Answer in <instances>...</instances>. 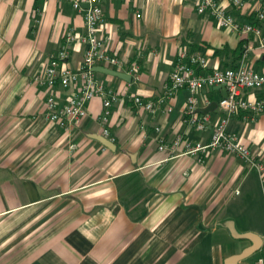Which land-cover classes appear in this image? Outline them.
<instances>
[{"label": "crops", "instance_id": "crops-1", "mask_svg": "<svg viewBox=\"0 0 264 264\" xmlns=\"http://www.w3.org/2000/svg\"><path fill=\"white\" fill-rule=\"evenodd\" d=\"M217 1L236 22L264 34V21L256 20L264 0H244L242 9ZM100 6L99 36L122 66L95 67L131 77L94 73L121 95L107 137L101 99L89 103L80 125L62 128L46 119L49 92L34 83L67 34H84L87 5L80 12L67 0H0V264H257L264 244V113H242L228 127L261 175L221 151L199 164L158 150L159 140L178 135L207 143L224 89L199 93V112L211 119L206 132L183 121L186 90L155 113L137 110L131 97H164L181 49L201 53L213 70L236 67L249 48L246 65L256 72L262 51L251 36L199 14L191 0H100ZM84 51L79 40L70 42L65 66L79 71ZM53 92L64 104L77 88Z\"/></svg>", "mask_w": 264, "mask_h": 264}, {"label": "built area", "instance_id": "built-area-1", "mask_svg": "<svg viewBox=\"0 0 264 264\" xmlns=\"http://www.w3.org/2000/svg\"><path fill=\"white\" fill-rule=\"evenodd\" d=\"M63 1V0H58ZM76 11H82V5H87L83 12L84 34H67L66 45L57 54L52 55L43 70L34 79V83L45 88L49 94L46 100V119L59 127L70 125L78 126L87 117L89 103L95 98L101 99L103 124L102 133L109 135L108 124L112 109L121 100L118 91L113 90L99 81L92 68L97 65H109L121 68L122 63L107 48V40L99 36V27L103 24V11L100 0H67ZM196 4L199 14H209L217 25L223 29H229L239 33L242 37H252L258 48L263 53V65L260 72H256L246 65L249 52L247 48L234 68L213 69L208 67L207 59L201 53H192L181 49L177 53L173 69L169 77L164 97L154 102L145 100L139 96H132L131 100L139 111L155 113L158 105L169 102L175 95L186 90L189 96L183 111V121L191 129L197 132H206L211 125L209 114L199 112V93L203 89L221 88L226 95L217 103L220 118L212 129L210 140L207 143H191L183 136H176L172 141L159 140L158 150L175 155L181 152L193 156L197 163L203 164L211 152L221 151L239 157L251 164L262 175L263 168L250 158L249 150L240 144L238 138L229 133L228 127L231 120L244 113L247 116L256 117L264 113V34L260 27L252 24H239L227 12V8L217 0H191ZM258 0H248L256 3ZM229 5L237 9L245 6L244 0H228ZM256 20L264 21V8L257 10ZM85 46L83 62L79 71H73L65 66L68 58V44L73 40ZM137 68L131 67L129 74L135 76ZM135 74V75H134ZM77 88V92L67 98L61 104L53 92L56 88ZM256 92L257 96L251 100L248 93ZM168 112L172 107L167 105ZM257 264H264V244L262 256Z\"/></svg>", "mask_w": 264, "mask_h": 264}, {"label": "water", "instance_id": "water-1", "mask_svg": "<svg viewBox=\"0 0 264 264\" xmlns=\"http://www.w3.org/2000/svg\"><path fill=\"white\" fill-rule=\"evenodd\" d=\"M92 72L93 73H102V74H105V75H109V76H112V77H116V78H120V79H123V80H126V81H131V77L124 74V73H120V72H117V71H114V70H111V69H107V68H104V67H94L92 68ZM101 143L106 146L107 148L109 149H114V146L108 142L107 140L105 139H101L100 140ZM257 249V246L253 249H250L248 252H247V255L256 251Z\"/></svg>", "mask_w": 264, "mask_h": 264}]
</instances>
